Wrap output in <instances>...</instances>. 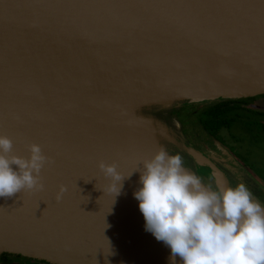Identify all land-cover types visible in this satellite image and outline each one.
Instances as JSON below:
<instances>
[{"label":"water","instance_id":"obj_1","mask_svg":"<svg viewBox=\"0 0 264 264\" xmlns=\"http://www.w3.org/2000/svg\"><path fill=\"white\" fill-rule=\"evenodd\" d=\"M263 93L264 0H0V134L12 154L26 157L36 143L47 157L41 188L0 197V253L172 264L144 229L133 197L139 172L113 197L98 162L127 176L157 148L169 153L168 128L147 108ZM136 107L164 124L157 142L128 120ZM185 150L208 170L183 165L202 183L235 185L203 153Z\"/></svg>","mask_w":264,"mask_h":264},{"label":"clouds","instance_id":"obj_2","mask_svg":"<svg viewBox=\"0 0 264 264\" xmlns=\"http://www.w3.org/2000/svg\"><path fill=\"white\" fill-rule=\"evenodd\" d=\"M12 141L0 134V197L42 187L40 171L47 157L36 143L27 145L28 155L11 153ZM15 165V168L12 167ZM97 167L111 182L114 197L133 171L139 172L133 192L144 220V229L170 250L175 264H264V207L252 198L243 182L213 188L186 170L179 153L163 147L127 176L114 164ZM103 191V189H101ZM66 191L60 185L56 199Z\"/></svg>","mask_w":264,"mask_h":264},{"label":"flooded vegetation","instance_id":"obj_3","mask_svg":"<svg viewBox=\"0 0 264 264\" xmlns=\"http://www.w3.org/2000/svg\"><path fill=\"white\" fill-rule=\"evenodd\" d=\"M167 105L152 106V116L165 122L171 140L165 145L170 154L179 153L183 165L200 176L208 177L206 167L186 152L193 148L203 153L224 174L236 183L243 182L250 193L264 205V177L258 175L240 148L249 142L250 148H258L264 138V93L234 99H218L204 102L178 101ZM199 117V125L211 144H194L188 137L183 118ZM260 146H264L259 143ZM245 147V146H244ZM263 183V184H262ZM0 264H50L18 254L0 253Z\"/></svg>","mask_w":264,"mask_h":264},{"label":"rangeland","instance_id":"obj_4","mask_svg":"<svg viewBox=\"0 0 264 264\" xmlns=\"http://www.w3.org/2000/svg\"><path fill=\"white\" fill-rule=\"evenodd\" d=\"M166 107H169V105H167ZM151 108L152 107L147 108L145 110V113L152 116V109ZM156 119H158V118H156ZM158 120H160V119H158ZM162 122L165 124L164 121H162ZM183 123L185 125L189 139L194 144H198V143H204L206 145L211 144V141H210L209 137H207V134L203 133V131L201 130V127L199 125V117H196V116L188 117V115H187L186 117L183 118ZM263 140H264V138H260L258 140V142H257L258 148H256V147L254 149L250 148L249 142H247L246 145L242 144V146L240 148L242 151H245L247 159H250L251 164H253L254 169H256L255 172L258 175H262V178L264 177V146H260L259 143L263 145ZM233 183L236 184L235 181H233ZM251 196H252V198L259 200L258 198L253 196V194H251Z\"/></svg>","mask_w":264,"mask_h":264},{"label":"bare ground","instance_id":"obj_5","mask_svg":"<svg viewBox=\"0 0 264 264\" xmlns=\"http://www.w3.org/2000/svg\"><path fill=\"white\" fill-rule=\"evenodd\" d=\"M127 118L132 122L138 133L148 136L154 141H158L159 136H164L165 126L162 122L151 121L145 118L140 112V108L136 107L127 113ZM123 120V119H122ZM167 140H171L169 135H165Z\"/></svg>","mask_w":264,"mask_h":264}]
</instances>
